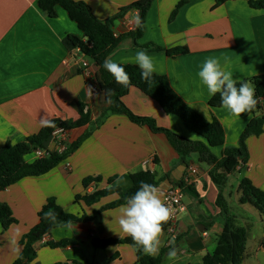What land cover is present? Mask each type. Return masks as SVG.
I'll list each match as a JSON object with an SVG mask.
<instances>
[{
    "label": "crops",
    "instance_id": "obj_1",
    "mask_svg": "<svg viewBox=\"0 0 264 264\" xmlns=\"http://www.w3.org/2000/svg\"><path fill=\"white\" fill-rule=\"evenodd\" d=\"M75 1L87 3L98 19L106 21L138 0ZM179 1L154 0L145 17L143 35L136 42L125 39L107 58L120 65H137L136 51L149 48L155 74L167 76L173 89L207 120L216 118L221 122L225 144L212 148L220 159L225 148L239 145L240 136L253 116L237 118L222 107L212 108L209 105L212 96L198 72L205 58L216 57L238 81L264 77V9L252 8L246 0L226 1L214 9L215 0L207 7L202 0H186L187 4L171 18ZM57 12V18L48 17L39 8L38 0H0V148L7 142H26L38 134L46 125L41 123L43 117L47 121L79 119L80 103L90 113V123L70 131L71 138L75 140L91 132L77 150L48 173L23 178L0 190V204H7L16 220L6 230L0 223V264H12L19 257L20 240L38 224V213L48 199L54 198L68 213L92 215L119 196L112 194L87 206L75 201L77 195L109 187L110 178L114 179L112 186L128 191L133 184L131 174L141 170L156 174L163 200L167 182L184 183L186 211L177 224L180 239L172 240L163 229L161 264H203V257L216 250L213 248L217 247L225 223L216 205L220 194L236 225L249 233L243 264H262L257 256L264 254V217L256 208L245 207L250 204L239 202L242 195L239 185L243 178H249L264 191V133L247 139L248 163L235 173L224 175L221 169L200 162L195 153L182 162L164 133L133 123L124 114H109L97 125L108 108L104 92L97 86V66L82 51L66 48L63 40L67 35L81 37L83 33L65 9L57 7ZM135 21L137 11L130 10L114 22V29L123 32L125 23ZM154 46L159 49L153 50ZM184 46L189 49L186 54L166 53L167 49ZM85 61L88 70L82 66ZM123 101L135 115L150 117L161 128L191 140L205 141L179 116L167 114L156 100L136 87L130 89ZM263 114L264 99L259 115H255ZM57 147L54 136L45 144V149L51 152H56ZM26 160L30 163L37 160L34 151ZM212 171L225 177L222 186L215 183ZM97 176L102 178L100 182L84 188L86 178ZM120 207L103 211L89 223L55 228L37 243V257L31 264H135L136 247L131 244L94 246L97 239L127 237L118 224ZM254 217L258 220L252 221ZM256 221L261 233L255 236ZM73 238L78 240L76 245L65 248L48 245L50 241ZM173 249L176 256L168 259Z\"/></svg>",
    "mask_w": 264,
    "mask_h": 264
},
{
    "label": "trees",
    "instance_id": "obj_2",
    "mask_svg": "<svg viewBox=\"0 0 264 264\" xmlns=\"http://www.w3.org/2000/svg\"><path fill=\"white\" fill-rule=\"evenodd\" d=\"M154 0H138L131 5L122 8L116 16L109 20L102 21L98 19L91 7L83 1L75 0H38L39 8L50 18H57V7L65 9L72 21H74L83 36L67 35L63 40L64 45L70 51L80 49L87 59L91 60L97 66L96 82L99 88L104 92L105 101L108 108L101 114L97 125L109 114H124L133 123L147 125L151 130L157 133H164L171 145L178 152L181 161L185 162L186 158L191 154H198L202 163L213 165L217 170L221 169L225 174H233L239 168H243L249 161V151L247 147V139L254 135L260 136L264 133V114L256 116V112L244 114L241 117L247 118L253 116L250 122L243 130L239 145L237 147H227L223 150L222 157L219 159L213 152L212 148L223 146L225 144V130L221 122L213 118L207 120L194 108L189 106L185 100L173 89L167 76L153 75L151 85L141 79L140 69L137 65L125 64L121 65L125 68L130 76V83L124 87L115 82L114 77L103 67L104 60L115 51L121 43L131 38L135 42L145 31V17ZM230 0H217L215 7L220 6ZM248 4L255 9H264V0H246ZM130 10L138 11L139 24L136 29L124 32L119 36L115 35L114 22L124 16ZM177 10L173 12L171 18H174ZM148 47V46H146ZM149 48H145L148 50ZM153 50L159 48L153 47ZM189 52L187 46L175 47L167 49L166 53L170 56L186 54ZM250 82L255 88V96L258 101L257 111L261 110V102L264 99V77L253 76L248 79L240 80ZM132 87L140 89L147 96L156 100L167 114L179 116L185 124L199 134L204 140H191L179 135L169 129L161 128L157 122L150 117H141L135 115L124 103L125 97ZM114 90V95L110 98L106 95L107 90ZM110 100V102H109ZM212 108H220V95L217 93L209 100ZM80 117L77 120H60L51 119L38 134L30 136L26 142L12 144L7 142L0 148V190L16 184L26 177L40 176L48 173L57 167L67 156L71 155L83 141L90 135L91 131L86 132L78 139H70L67 149L63 153L51 152L48 156L39 158L33 162L26 160L27 155L37 149L45 148L46 142L53 136L58 128L65 130H75L85 127L90 123V113L85 112V106L79 104ZM54 125V126H53ZM212 171L211 176L215 183L222 186L224 182L223 175L215 174ZM132 187L128 191H123L120 187L112 186L113 178L108 180L109 187L99 189L90 194L77 195L75 201L77 203H85L87 206L100 202L103 198L112 194H117L119 198L100 209L93 212L92 215L82 214L74 215L65 211L63 207L57 204L54 198L48 199L43 208L39 211V222L20 240L22 251L19 257L12 264H31L37 257L36 245L45 236L58 227L68 225L66 222L73 223H89L94 221L103 211L114 209L126 201L137 191L141 182L153 184L159 187V180L156 174L150 170H141L131 174ZM102 178L88 177L83 181L84 188H88L92 182H100ZM184 188L182 180L173 184ZM239 191L242 193L239 202L241 204H250L256 208L264 217V191L256 187L249 178H243ZM216 205L220 208L225 218L224 229L218 238L216 250L213 253H207L203 257V264H243L246 257V245L249 237L248 230L244 227L237 226L234 218L230 215L228 205L222 194L218 196ZM52 209L56 213V221L45 219V213ZM11 208L5 204H0V223L3 229H8L10 225L15 223ZM168 222L163 225V229L167 230ZM180 236L177 237V240ZM77 239H65L59 242H48L51 248H65L70 245H76ZM114 244H131L136 247L137 260L135 264H161L162 256L152 257L144 254V252L134 244L131 237L127 236L123 239H97L94 242L95 247H106ZM264 247V242H263ZM164 253V252H163ZM66 264V263H58Z\"/></svg>",
    "mask_w": 264,
    "mask_h": 264
},
{
    "label": "clouds",
    "instance_id": "obj_3",
    "mask_svg": "<svg viewBox=\"0 0 264 264\" xmlns=\"http://www.w3.org/2000/svg\"><path fill=\"white\" fill-rule=\"evenodd\" d=\"M138 24L139 19L137 18ZM135 61L140 69L141 79L151 85L156 70L152 57L147 50L139 49L136 51ZM103 67L114 77L117 84L124 87L129 85L130 76L120 64L111 58H106ZM198 76L210 96L219 93L221 107L233 117L238 118L253 112L259 115L254 86L250 82L234 79L233 74L225 70L218 58H205ZM106 95L110 98L114 95V90H107ZM41 123L49 124L50 121L43 117ZM163 195L164 193L159 187L141 182L137 191L119 209L118 224L121 231L131 237L134 244L144 254L152 257L158 256L161 248L164 247L163 225L169 222L176 213V209L162 199ZM44 215L45 219L56 221V213L52 209H49ZM66 223L71 225V221ZM175 256L174 249L168 253V259H173Z\"/></svg>",
    "mask_w": 264,
    "mask_h": 264
},
{
    "label": "built area",
    "instance_id": "obj_4",
    "mask_svg": "<svg viewBox=\"0 0 264 264\" xmlns=\"http://www.w3.org/2000/svg\"><path fill=\"white\" fill-rule=\"evenodd\" d=\"M137 18H138V11H137ZM125 27H126L125 31H123V32L122 31H115V35L119 36L120 34H122L124 32H129V31L135 30L137 27V21L127 22V23H125ZM77 50L81 51L80 49H77ZM82 66H83V68H85V70H88L89 64H88V62L85 61L82 63ZM86 74H88V76H91V73H89V72H87ZM97 86H94L93 89L96 90ZM53 136L58 141L57 152H59V153L65 152V150L67 149V145L69 144L70 139H71L70 131L65 130L64 128H58L53 133ZM50 153H51V151H49L45 148L37 149L34 151V154H35L37 159L48 156ZM191 171L195 172V169L191 168ZM183 197H184L183 188H181L179 186L172 185L165 192L164 200L166 201V203L170 204L174 209H176L175 216L172 219H170V221L168 222L169 225L167 228V233L172 240H176L178 237L177 224H178V221H179L181 214H183L186 211V206L183 202Z\"/></svg>",
    "mask_w": 264,
    "mask_h": 264
},
{
    "label": "rangeland",
    "instance_id": "obj_5",
    "mask_svg": "<svg viewBox=\"0 0 264 264\" xmlns=\"http://www.w3.org/2000/svg\"><path fill=\"white\" fill-rule=\"evenodd\" d=\"M202 2H204V4H205V6L207 5V4H210L211 2H212V0H202ZM216 2H217V0H215V3H214V5L212 6V9H214L215 8V5H216ZM185 4H187V2H186V0H181V1H179V2H177V4L175 5V7H174V11H176L177 10V13H178V11L182 8V6L183 5H185ZM209 6V5H208ZM207 7V6H206ZM211 9V10H212ZM173 11V12H174ZM176 13V14H177ZM190 128V127H189ZM223 152V151H222ZM233 180H234V178H231V180H230V183H232L233 182ZM245 207L246 208H254V207H252V206H250V205H245ZM255 210V209H254ZM255 212H257V213H255V214H258V211H255ZM255 220H258V218L257 217H254L253 219H252V221H255ZM255 228H254V235L256 236V235H258V234H260L261 233V227H260V225H258V222L256 221L255 222ZM213 249H216V248H213ZM258 257V259H259V261L262 263V264H264V254H261L260 256L258 255L257 256ZM250 263V262H249ZM180 264H184V262H180Z\"/></svg>",
    "mask_w": 264,
    "mask_h": 264
},
{
    "label": "water",
    "instance_id": "obj_6",
    "mask_svg": "<svg viewBox=\"0 0 264 264\" xmlns=\"http://www.w3.org/2000/svg\"><path fill=\"white\" fill-rule=\"evenodd\" d=\"M181 168H183V166H182ZM178 178H179V177H178ZM166 186H167V189H168L169 187L172 186V184H171L170 182H167V183H166Z\"/></svg>",
    "mask_w": 264,
    "mask_h": 264
}]
</instances>
